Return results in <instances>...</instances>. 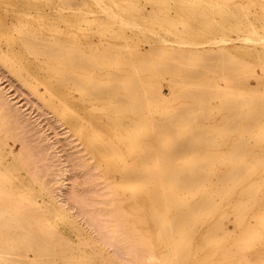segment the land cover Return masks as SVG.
Returning <instances> with one entry per match:
<instances>
[{
	"label": "bare ground",
	"instance_id": "bare-ground-1",
	"mask_svg": "<svg viewBox=\"0 0 264 264\" xmlns=\"http://www.w3.org/2000/svg\"><path fill=\"white\" fill-rule=\"evenodd\" d=\"M258 1V10L250 11L243 6V0H65V9L79 13L84 27L100 36V48L96 46V49H89V53L83 54L68 47L70 51L67 42L23 35L27 40L26 47H31V53L41 52L55 59L63 57L64 66L79 64L84 69L92 70L91 73L66 74L61 85L71 90L86 89L87 92L82 94L84 102L103 101L108 108L105 109L112 111L113 120H117L112 125L114 130L121 131V134L123 132L127 136L123 134L124 138L130 134L128 139L131 140V134L139 133L140 130L135 131L138 129L154 130L160 126L158 122L168 127L166 131L156 133L162 136L157 141L153 139L154 135L149 134L146 141L142 139V146H126V151L138 154L139 167L144 168L143 171H139L138 166L128 168L131 171L123 167L126 173L121 170L123 175H127L125 177L147 176L149 180L145 179L147 186L143 189L145 197L158 201L163 208L161 216L155 210L150 213L160 228V238L170 241L167 250L155 256L158 264H186L196 229L204 223V211L215 208L217 198L219 201L231 198L237 187L263 163L264 151L263 155L251 152L254 145L246 138L248 135L252 142H257L264 135V94L256 92L258 86L253 90L248 84L250 82H247L248 76L258 77L259 73L254 76L255 66L264 70V0ZM62 22L65 24V21ZM71 25L74 24L71 22ZM163 27L167 29L166 35L172 37L171 42L167 43L165 34L161 33ZM229 32H234L235 36ZM33 38L38 41H33ZM141 41L147 43L146 48L139 47ZM36 45H39L38 49L34 48ZM89 46L92 47L91 43ZM69 55H72L70 59ZM121 61H125V67L117 68ZM145 70H150L153 76L174 73L178 79H169L170 89L164 95L151 80L152 76L148 79L141 76ZM260 75L264 77V72ZM257 79L252 80L258 82ZM259 81L264 84V79ZM177 99L180 100L178 103L169 105L170 101ZM168 106L171 108L169 111ZM124 108L127 109V119L123 120L122 117L121 121L119 115ZM166 108L167 111H163ZM213 109L222 111L224 124L212 129L211 124L203 122L213 117ZM145 125L147 128H144ZM231 131L241 135L232 140L218 158L213 156L199 161L202 153L201 156L197 153L205 147L214 146L220 136L227 140ZM153 140L158 144L156 152L162 160L159 159L158 163L156 160L155 166L160 167L161 171L152 169L149 166L151 163H146L147 159L156 155L151 149ZM163 141L170 144L161 149ZM112 150L115 157L121 155L117 150ZM204 151L212 154L209 149ZM215 160L231 161L232 164L220 178L207 184L214 175L212 165ZM137 181L140 183L142 180ZM2 187L3 179L0 176V191ZM251 189L252 186L249 191ZM253 191L248 192L247 207L255 203ZM14 201L18 204L22 198L16 196ZM239 205L240 202L236 203V207ZM245 208H240L238 213L234 210L239 218L236 224L246 216L249 208ZM16 211L6 198H0V264H28L32 261L67 264L61 245L50 242L47 228L46 231L38 220L40 216H30L31 212L17 216ZM187 222L191 224L187 225ZM219 223L213 225L214 231H211L212 227L208 231L214 233L221 229L223 223ZM210 239L205 241V245L210 243ZM28 253L32 255L31 260L27 259ZM150 253L151 258L153 252Z\"/></svg>",
	"mask_w": 264,
	"mask_h": 264
},
{
	"label": "rangeland",
	"instance_id": "rangeland-1",
	"mask_svg": "<svg viewBox=\"0 0 264 264\" xmlns=\"http://www.w3.org/2000/svg\"><path fill=\"white\" fill-rule=\"evenodd\" d=\"M64 1L0 0V176L3 179L0 198L7 199L9 205L17 210V216L28 212L32 213L30 216H40L38 220L45 230L47 228L50 242L61 245L60 249L63 256H66L67 264H158L156 257L167 250L170 241L160 238V228L150 213L155 210L161 216L163 208L158 201L146 199L143 189L147 186L145 179L149 180L147 176L142 177L143 179L140 176H128L132 181L130 185L131 181L129 184V178L122 173L135 166H138L139 171L144 170L139 167L138 154L129 153L126 146H142V139L145 140L150 135H154L152 137L157 141V138L162 136L156 133L166 131L168 127H165L163 122H158L160 126L154 130L145 125L144 128L147 129L135 130H140L142 135L138 132L131 134L132 141L129 140L130 134H127L129 139L124 138L123 132L121 134V131L114 130L112 125L117 120H113L115 117L112 111L107 110L103 101L97 99L84 102L82 94L87 92L86 89L71 90L70 87L61 85L64 75L73 72L76 75L91 73V69H84L79 64V67L69 66L70 63L64 66L63 57L55 59L56 57L47 56L45 53H31V47H26L27 36L67 42V48L71 47L83 54L89 53V49H96V46H102L98 40L100 36L84 27L79 13L65 9ZM258 4V0H243V6L250 11L258 10ZM70 20L74 25H71ZM62 21H65L66 25ZM165 29L161 33L165 34L168 43L172 37L166 35ZM229 34L235 36L234 32ZM23 35L26 37L23 38ZM93 38L96 39L95 42ZM90 43L92 47L89 46ZM145 43L141 41L139 44L142 45L139 47L146 48ZM38 47L39 45L34 46L35 49ZM71 57L72 55H69L68 59ZM124 62L121 61L116 67H125ZM51 65L53 68H50ZM257 67L255 66L254 76L264 72ZM173 75L174 73H165L153 76L150 70L141 72V76L147 79L152 76L151 80L164 95L170 89L169 79H178L176 74ZM259 75L248 76L247 82H250L248 84L253 90L258 86L255 88H259L256 92L264 94L263 82V86L258 83L264 77ZM252 77L259 78L258 82L252 80ZM232 86L237 87L238 84L234 83ZM179 101H170L169 105H175ZM169 108L168 106V111L171 109ZM163 111L166 112L167 108ZM213 113V117L203 123L211 124L212 129L219 125L221 127L222 111L213 109ZM119 116L120 119H117L126 120L127 109H122ZM218 135L216 137L220 136ZM240 135L239 132L231 131L227 140L220 136L215 147H205L197 153L199 156L202 153L199 161H206L213 156L218 158L229 143ZM263 137L264 135L258 138L257 142H252L246 135L254 145L251 152L263 153ZM153 142L151 149L153 153L155 151L158 159L153 155L145 162L148 165L151 163V168L160 170L155 163L156 160L157 163L161 160V156L156 152L158 144L154 140ZM161 144L162 149L170 143L163 141ZM112 148L121 154L119 157L116 155L118 158L113 155ZM205 149L211 150L212 154L205 153ZM262 161L259 168L237 187L231 198L220 201L217 198L218 204L216 209L213 208L215 211H212V208L204 211V223L196 229L186 264H264V158ZM230 164L231 161L215 160L212 165L214 175L208 179L207 184L220 178ZM123 167H127L125 171ZM137 180L142 181L136 183ZM251 186V190L255 191V203L252 207L247 203V207ZM16 196L22 198L18 204L14 201ZM238 202L242 206L236 207ZM242 207L249 210L239 225L236 224L239 219L237 213ZM255 213L259 215L255 216ZM221 218L226 219L221 221ZM217 220L223 224L220 225L221 229L213 233V225L219 223ZM190 224L187 222V225ZM206 238L211 239L210 243L205 245ZM238 245L244 248H239ZM150 252H153L151 258ZM31 257V253H28L27 259L31 260ZM153 258L156 261L152 260ZM28 264L40 263L32 261Z\"/></svg>",
	"mask_w": 264,
	"mask_h": 264
}]
</instances>
